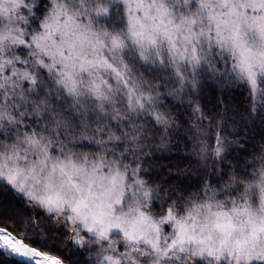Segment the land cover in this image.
Here are the masks:
<instances>
[{"label":"snow or ice","instance_id":"snow-or-ice-1","mask_svg":"<svg viewBox=\"0 0 264 264\" xmlns=\"http://www.w3.org/2000/svg\"><path fill=\"white\" fill-rule=\"evenodd\" d=\"M5 258L264 264V0H0Z\"/></svg>","mask_w":264,"mask_h":264},{"label":"trees","instance_id":"trees-1","mask_svg":"<svg viewBox=\"0 0 264 264\" xmlns=\"http://www.w3.org/2000/svg\"><path fill=\"white\" fill-rule=\"evenodd\" d=\"M237 98L242 100V94L237 93ZM5 264H8L7 258H5Z\"/></svg>","mask_w":264,"mask_h":264}]
</instances>
